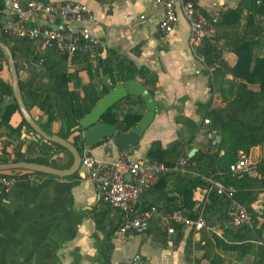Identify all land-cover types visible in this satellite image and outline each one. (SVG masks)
Instances as JSON below:
<instances>
[{
    "label": "crops",
    "instance_id": "crops-1",
    "mask_svg": "<svg viewBox=\"0 0 264 264\" xmlns=\"http://www.w3.org/2000/svg\"><path fill=\"white\" fill-rule=\"evenodd\" d=\"M43 1H73L88 6L96 18L89 28L100 40L98 55L102 59L110 58L111 53L120 55L139 69H144V75L137 81L152 91L157 109L155 120L141 138L139 148L127 150L134 159L151 160L148 153L156 142L163 150L177 148V163L186 159L194 149L197 153L205 150L210 139H214L215 144L219 143L215 132L209 131L210 124H204L208 119L206 106L209 105L211 111L221 105L219 88L211 86L214 68L201 63L192 53L188 44L190 28L181 13L174 32L162 35L158 26L163 19V11L154 6V0ZM241 1L196 0V3L198 11L211 26L212 20L216 23L227 10H236ZM35 24L44 25L45 21L40 19ZM212 29L215 33L213 25ZM226 62L234 67L237 57L230 53ZM95 64L92 62V67L85 70V64L69 62V71L78 73V88L82 93L86 87L93 86L100 92L102 87L111 84L101 70H96ZM22 74L27 78L29 73L24 70ZM8 75L5 67L0 78L8 81ZM224 80L231 82L233 77L227 75ZM238 83L243 100L250 91H259V86L244 81ZM76 86L72 83L71 89ZM122 108L123 105H119V109ZM135 109L142 118L146 114V106L141 102H136ZM29 112L47 133L59 130L57 123L52 124L49 130L45 129L48 116L38 107H32ZM22 120L21 114L15 113L9 128L17 129ZM24 135L28 137L23 138ZM31 140L34 141V134L26 127L20 134L11 132L3 124L0 112V159L5 154L14 159L21 144V151L25 153ZM174 142H180V145L168 148ZM36 150L37 153L30 154L31 159L43 155L41 147ZM91 151L97 159L107 160V154L117 158L124 150L108 140L91 148ZM248 156L252 163L258 164L264 157V147L251 149ZM57 164L63 162L58 160ZM185 173L186 169L169 174L170 179L165 186L158 179L153 182L151 189L142 194L137 209L139 214L150 216V229L126 237L118 234L123 222L121 214L103 205L84 169L67 178L29 174L8 194L0 195V264H132L136 258H139V264H191L192 256L199 259L203 255L202 251L195 250L202 240V233L194 232L193 246L187 252L189 231L185 230L184 238L179 242L176 235L159 231V226H164L168 217L165 208L172 197H177L175 176ZM194 176L201 175L194 172ZM203 179L209 182V179ZM207 192H212L207 186L194 192V210L203 213L212 206L207 215L216 222L222 214H228V203L225 198H220L217 204L212 205ZM263 204L264 194H260L252 208L260 212ZM217 231V236L221 237L218 225ZM208 235L212 239L215 234ZM234 256L233 253L223 255L226 264L249 262L247 258L235 260ZM202 264L209 263L203 260Z\"/></svg>",
    "mask_w": 264,
    "mask_h": 264
},
{
    "label": "trees",
    "instance_id": "trees-1",
    "mask_svg": "<svg viewBox=\"0 0 264 264\" xmlns=\"http://www.w3.org/2000/svg\"><path fill=\"white\" fill-rule=\"evenodd\" d=\"M2 11L3 6L0 3V23ZM211 22L215 27V33L212 39L205 41L201 52L207 67L214 68L211 86L219 88L221 105L211 111H209L210 106L207 105L206 112L210 121L209 131L221 136L222 140L215 144V140L210 139L208 147L196 153L191 159L186 155L189 163L186 173L175 176L177 197L170 199L165 211L168 217L175 212L185 211L192 219H196L200 212L194 210L196 205L194 192L203 186L211 188V184L203 177L213 179L226 188H234L233 199L247 207L254 220L253 228L230 227L227 224V213L213 222L207 215L212 206L207 207L203 212L204 216L211 226H219L222 235L221 237L214 235L209 239L208 234L202 233V240L196 247L197 251L203 252V255L196 259L195 264H202L203 260L209 264H225L223 255L227 256L230 253H233L238 260L250 257L252 264H264V204L260 212L252 208L259 195L264 194V157L257 164L259 174L257 178L246 177L237 180L230 173V166L240 158L241 152L248 155L251 149L264 147V0H242L236 10H227L220 15L216 23L213 20ZM2 40L10 48L16 62L20 87L28 110L38 107L48 116L45 129L49 130L54 123L59 124V130L56 133L49 131V134L58 135L69 141L79 151L86 148L79 122L104 96L119 85L117 76L124 83L137 81L145 73L144 69H139L129 59L112 53L108 59H102L98 53L96 56H69L53 50L41 53L37 51L34 42L16 40L3 31ZM230 53L237 57L234 67L226 62V56ZM69 62L75 65L85 64V70L92 67V62H96L94 65L96 70H101L102 75L110 79V86L102 87L100 92L93 86L83 89V93L80 92L78 73L69 71ZM5 67L9 72L8 62L0 49V75ZM24 70L29 73L27 78L22 74ZM227 75H231L233 81L224 80ZM238 81L259 86V91H250L243 100ZM72 83L77 85L74 89H71ZM150 92L153 94L152 91ZM1 95L13 97L10 79L5 81L0 78ZM136 102L144 104L139 98L132 100L129 97L109 110L101 123L112 125L124 133L131 131L142 120L141 114L135 109ZM121 104L123 108L119 109ZM0 112H2L3 124L11 132L20 134L22 128L26 127L30 133H33L24 119L17 129L9 128L12 116L20 113L14 97L13 102ZM107 141L104 140L100 145ZM37 147L42 148L43 155L31 159L29 156L37 153ZM21 148L20 145L14 159L1 158L0 164L29 162L54 166L57 162L50 164L53 156L66 152L61 146L46 141L31 140L25 153ZM148 156L151 160L168 167L175 166L178 159L177 148L163 150L158 142L153 144ZM71 165L72 157L64 167L70 168ZM194 172L201 176L195 177ZM24 173V176L35 174L46 177L39 173ZM169 179L170 175H166L158 180L165 186ZM207 193L212 205L217 204L220 198H225L229 205V200L225 196H219L216 189ZM150 210L152 209L149 208ZM172 226L177 230V241H181L185 234L184 228L174 224ZM159 231L161 234L168 233L163 225L159 226ZM193 234L194 231H191L188 237L187 252L193 246Z\"/></svg>",
    "mask_w": 264,
    "mask_h": 264
},
{
    "label": "built area",
    "instance_id": "built-area-1",
    "mask_svg": "<svg viewBox=\"0 0 264 264\" xmlns=\"http://www.w3.org/2000/svg\"><path fill=\"white\" fill-rule=\"evenodd\" d=\"M0 3L3 6L0 29L14 39L34 42L41 53L53 50L69 56L97 55L100 40L89 28L96 18L88 6L73 1L0 0ZM154 6L163 11V19L158 26L162 35L174 32L179 14H182L190 28L189 47L196 59L204 64L205 57L201 51L205 41L213 38L214 31L198 11L196 0H154ZM40 19L45 21L44 25L35 24ZM12 102V96L1 95L0 110ZM204 124L209 125L210 121L205 119ZM107 157V160H99L92 155L91 148L86 147L81 168L86 171L87 179L93 184L103 205L121 214L123 222L118 231L121 237L147 232L151 218L137 212L142 194L150 190L157 179L185 171L188 159L168 167L158 161L136 160L127 150L117 158H111V154ZM24 172L0 173V195L8 194L24 181ZM230 173L237 180L259 176L257 164L252 163L245 153H241L240 158L230 166ZM208 181L212 190L216 189L219 196L229 200L227 224L232 228H253L254 220L247 207L233 199L234 188H226L213 179ZM173 224L189 232L218 234L217 227L211 226L202 212L197 214L196 219L185 211L167 217L164 226L169 235L177 234ZM138 262L139 258H136L132 263Z\"/></svg>",
    "mask_w": 264,
    "mask_h": 264
},
{
    "label": "water",
    "instance_id": "water-1",
    "mask_svg": "<svg viewBox=\"0 0 264 264\" xmlns=\"http://www.w3.org/2000/svg\"><path fill=\"white\" fill-rule=\"evenodd\" d=\"M192 1L193 0H185V2ZM0 49L8 62L13 97L19 107L23 119L33 131L34 141L38 142L42 139L46 142L57 144L66 150L64 153L53 156L50 160L51 165L59 160L62 161L63 164H58V166L64 167L72 157V165L68 169L55 168L53 166L41 165L37 163L17 162L0 164V173L27 171L60 178H67L76 175L81 169L82 155L79 149L58 135H51L47 133L30 114L20 87V79L16 62L10 48L2 40L1 29ZM117 82L119 85L104 96L94 109L79 122V128L82 130L83 140L88 148H93L101 144L104 140H112L113 143L122 150L139 148L141 138L155 120L157 106L150 90L139 81H127L123 83L117 76ZM129 97L141 99L146 106V114L135 128L127 133H124L112 125L101 123L102 118L109 110ZM216 141L220 143L221 137H216ZM179 145L180 142H174L169 145L168 148H174ZM196 153V149L192 150L189 153V158H193Z\"/></svg>",
    "mask_w": 264,
    "mask_h": 264
},
{
    "label": "rangeland",
    "instance_id": "rangeland-1",
    "mask_svg": "<svg viewBox=\"0 0 264 264\" xmlns=\"http://www.w3.org/2000/svg\"><path fill=\"white\" fill-rule=\"evenodd\" d=\"M8 77H9V79L11 80V75H10V73H9ZM21 145H22V144H21ZM84 150H85V149H84ZM84 150H83V149H82V151L80 150L81 155L84 154ZM3 158H10V156H8L7 154H5ZM54 166H58V164H55ZM228 219H229V218H228ZM208 238L210 239V237H208ZM195 250H198L197 247H195ZM194 259H195L194 256H192V257L190 258V260H191V264H195L196 259H195V260H194ZM224 259H225V258H224ZM233 259L238 260L235 256L233 257ZM247 259H249V262H248L247 264H252V258L247 257ZM244 260H245V259H244ZM229 262L232 263L231 261H229ZM225 264H226V259H225Z\"/></svg>",
    "mask_w": 264,
    "mask_h": 264
}]
</instances>
